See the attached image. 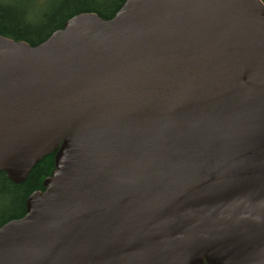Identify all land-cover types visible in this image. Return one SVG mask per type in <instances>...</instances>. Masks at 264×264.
Segmentation results:
<instances>
[{
    "label": "water",
    "instance_id": "water-1",
    "mask_svg": "<svg viewBox=\"0 0 264 264\" xmlns=\"http://www.w3.org/2000/svg\"><path fill=\"white\" fill-rule=\"evenodd\" d=\"M43 191L0 264H264V3L125 0L0 35V171Z\"/></svg>",
    "mask_w": 264,
    "mask_h": 264
},
{
    "label": "trees",
    "instance_id": "trees-1",
    "mask_svg": "<svg viewBox=\"0 0 264 264\" xmlns=\"http://www.w3.org/2000/svg\"><path fill=\"white\" fill-rule=\"evenodd\" d=\"M264 3V0H261ZM125 0H0V35L35 46L72 16L92 12L109 19ZM44 8L41 9V6ZM56 149L36 162L23 182L15 183L0 171V227L26 213V199L43 191V180L51 175ZM207 264V263H203Z\"/></svg>",
    "mask_w": 264,
    "mask_h": 264
},
{
    "label": "rangeland",
    "instance_id": "rangeland-1",
    "mask_svg": "<svg viewBox=\"0 0 264 264\" xmlns=\"http://www.w3.org/2000/svg\"><path fill=\"white\" fill-rule=\"evenodd\" d=\"M43 8H44V5L41 6V9H43Z\"/></svg>",
    "mask_w": 264,
    "mask_h": 264
}]
</instances>
